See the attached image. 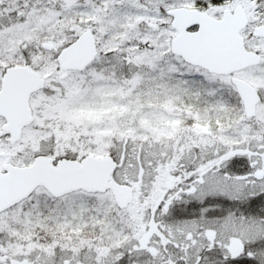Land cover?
<instances>
[{
	"label": "snow or ice",
	"instance_id": "1",
	"mask_svg": "<svg viewBox=\"0 0 264 264\" xmlns=\"http://www.w3.org/2000/svg\"><path fill=\"white\" fill-rule=\"evenodd\" d=\"M0 264H264V0H0Z\"/></svg>",
	"mask_w": 264,
	"mask_h": 264
}]
</instances>
